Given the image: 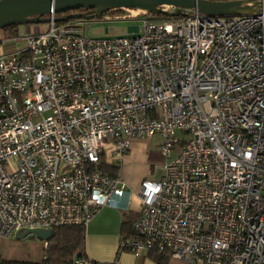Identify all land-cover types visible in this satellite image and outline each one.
Returning a JSON list of instances; mask_svg holds the SVG:
<instances>
[{"label": "built area", "instance_id": "obj_1", "mask_svg": "<svg viewBox=\"0 0 264 264\" xmlns=\"http://www.w3.org/2000/svg\"><path fill=\"white\" fill-rule=\"evenodd\" d=\"M254 1L259 12L233 16L124 8L113 17H140L142 27L122 37L86 38L54 12L3 35L0 237L86 227L104 207L129 209L126 184L101 166L159 133L162 175L141 181L119 252L264 264V0Z\"/></svg>", "mask_w": 264, "mask_h": 264}, {"label": "water", "instance_id": "obj_2", "mask_svg": "<svg viewBox=\"0 0 264 264\" xmlns=\"http://www.w3.org/2000/svg\"><path fill=\"white\" fill-rule=\"evenodd\" d=\"M166 5L173 6L179 11L165 12L161 7ZM79 8H86L91 13H71L56 20L98 18L111 10L124 8L147 9L150 13H163L167 16L195 11L208 16H233L259 12L261 6L255 1L249 4V0H0V28L14 24L44 23L48 21L46 14L65 13ZM29 234L47 241L52 236V230L27 229L22 233L16 232L15 236L24 238Z\"/></svg>", "mask_w": 264, "mask_h": 264}, {"label": "rangeland", "instance_id": "obj_3", "mask_svg": "<svg viewBox=\"0 0 264 264\" xmlns=\"http://www.w3.org/2000/svg\"><path fill=\"white\" fill-rule=\"evenodd\" d=\"M165 12L174 13L179 11L173 6H163L161 7ZM134 13L138 15H148V17L155 18L159 13H150L147 9H133ZM188 11V10H181ZM128 12L121 10H111L106 12L105 15L99 18L92 19H73L74 22L77 21L78 25L81 27V31L86 38H112V37H122L135 34L137 28L142 27L141 18H114L113 16L126 15ZM167 16V15H164ZM16 30L6 32V36H14ZM9 46V49L22 47L24 42L21 41L17 44L15 43H5ZM137 142H141L145 145V151L147 154V159L145 162H141L138 159H132L126 164V168L122 167L120 176L124 183L131 188V206L135 205V200L133 198L134 194L138 193L140 188V183L144 179L148 180H159L162 175V163L164 161V156L160 151V144L162 143V137L159 133L153 134L149 138L136 139ZM176 148L172 150L171 156L175 155ZM120 215L125 213L119 212ZM122 217V216H121ZM42 240L37 238L33 234H29L24 238H17L15 235L10 237H0V258L1 259H13V260H24V261H40L44 256ZM123 251L120 253H125ZM142 258V257H141ZM136 259V256H135ZM111 262V261H110ZM168 264H180L175 260H170Z\"/></svg>", "mask_w": 264, "mask_h": 264}, {"label": "crops", "instance_id": "obj_4", "mask_svg": "<svg viewBox=\"0 0 264 264\" xmlns=\"http://www.w3.org/2000/svg\"><path fill=\"white\" fill-rule=\"evenodd\" d=\"M3 28H0V38L6 34ZM145 145L134 140L127 154L118 165L117 176H120L122 167L125 169L126 164L132 159H138L145 162L147 154ZM124 200L131 201V188L126 185ZM135 205L129 209H114L110 207L102 208L97 215L89 222L85 228V253L93 261L99 264H108L114 259H118L121 264H156L154 260L146 257H136L130 252H118V243L122 236L120 225L125 219L133 221L137 217L139 208V191L133 196ZM119 212L125 213L120 215ZM122 216V217H121ZM172 260V259H170ZM168 260V262L170 261ZM167 262V264H168Z\"/></svg>", "mask_w": 264, "mask_h": 264}, {"label": "trees", "instance_id": "obj_5", "mask_svg": "<svg viewBox=\"0 0 264 264\" xmlns=\"http://www.w3.org/2000/svg\"><path fill=\"white\" fill-rule=\"evenodd\" d=\"M120 10V9H117ZM89 10L79 8L65 13H55L57 18L69 15L71 13H86ZM164 14L159 13L155 18H163ZM72 20V19H69ZM18 25H10L3 28L5 31H14ZM101 170L110 176H116L118 166L102 165ZM85 226H60L52 230V236L47 240V246L43 248L44 256L40 261H24L13 259H1L0 264H72L76 257L86 256L85 253ZM121 234L130 235L133 233V224L129 219H125L120 225ZM119 252V250H118ZM148 257L156 262V264H167L168 254L151 250ZM94 264H99L94 261Z\"/></svg>", "mask_w": 264, "mask_h": 264}]
</instances>
